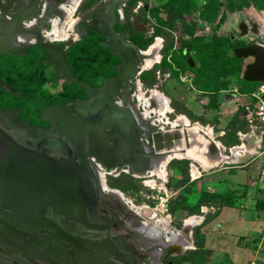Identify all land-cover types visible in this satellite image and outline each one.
<instances>
[{
  "label": "flooded vegetation",
  "instance_id": "1",
  "mask_svg": "<svg viewBox=\"0 0 264 264\" xmlns=\"http://www.w3.org/2000/svg\"><path fill=\"white\" fill-rule=\"evenodd\" d=\"M149 12V0L6 2L0 7V82L4 84L0 86V132L29 150L56 141L77 162L89 150L102 153L105 148L117 152L106 159L109 163L132 161L138 152L145 157L134 165L138 170L146 167L145 171L124 163L115 167L116 176H108L140 178L156 169L167 146L158 152L151 139L169 132L172 124L167 120H172L168 115L154 120H164L170 128L146 121L153 113L146 110L157 106L149 100L156 89L146 96L140 86L139 97H135L139 68L147 69L145 60L158 55L161 45L157 37L145 46L151 30ZM234 12L237 24L232 39L241 42L237 47L264 42V31L247 9ZM155 42L158 45L153 47ZM46 43H51L52 56L41 48ZM181 55L188 65L187 58L193 60L186 48ZM248 58L246 65L253 61ZM158 76L161 83L168 74ZM140 97L147 100L149 108H144ZM47 106L57 108L45 116L48 120L42 118ZM20 123L29 127L30 136L17 126ZM95 129L102 130L99 138L92 137ZM46 150L54 159L66 157L58 149ZM92 157L106 168L100 159L87 156L95 173ZM98 184L100 193L77 217L47 207L42 221L25 222L9 209L0 208V264H181L182 253L195 248L192 239L193 248H185L190 243L185 223L181 231L171 222L180 230L179 240L186 238L181 244L151 237L119 192H104L99 179Z\"/></svg>",
  "mask_w": 264,
  "mask_h": 264
},
{
  "label": "rangeland",
  "instance_id": "2",
  "mask_svg": "<svg viewBox=\"0 0 264 264\" xmlns=\"http://www.w3.org/2000/svg\"><path fill=\"white\" fill-rule=\"evenodd\" d=\"M149 1L151 30L150 36L146 38L147 40L144 43L147 46V44L154 42V39L158 37L162 46L159 41L160 48L156 63L147 69L142 68L141 70L139 68L141 73L138 79L142 83V90H146V96H149L150 90L156 89L165 95L168 104L172 99L177 107H186L191 111L192 115L209 122L203 125L199 121H189L188 123L190 124L197 122L196 124L200 127L209 126L212 128L211 124L218 121V123H214L215 128L214 130L212 129L211 134V138L216 140V129L225 127L232 115L237 113L241 101L247 95L260 93L264 87V84L242 82L236 77L237 72L243 71L246 63L250 61V58L241 61L232 57V49L227 47L225 42V36L229 35L232 39V35L236 31L237 14L235 12L231 13L226 9L227 0ZM249 1L251 4L246 8L247 11L251 18L255 19L259 24L260 29L264 31V0ZM192 4L196 6V9L192 8ZM222 13H225V16L221 20ZM163 34L173 39V44L170 48H164V42L159 36ZM174 34H176V38H174ZM184 41L191 44L189 52L190 57L195 62L194 68H190L181 55ZM240 44V41H236L234 47ZM158 73L160 77L167 74L168 76H165L164 81L160 83ZM150 83L153 84L150 85ZM210 93H222L219 96L221 106L217 110L209 109L206 106L208 101L204 99ZM224 97L230 99L225 100ZM150 101L152 102L153 100ZM134 102L136 103V100ZM138 107L139 111H143L141 104H138ZM147 108L149 107L147 106ZM170 108L171 111L167 115L173 121L178 113L171 106ZM205 109H208L207 112H205ZM184 116L188 119L186 115ZM218 117L221 118L220 121L217 119ZM146 119V121H154L158 119V113L153 112ZM163 121L154 122L160 126L164 125L165 128L171 127ZM217 125L220 126L217 128ZM248 129L251 133L252 129L249 126ZM253 132L254 134L249 138L247 145L249 154L243 156V159L237 164L239 166L230 168L218 166V168L203 174L199 179L192 180L190 174L192 161L189 160L188 176L186 183L182 186L178 185V183L184 177L174 168V161L184 158L181 156L171 157L168 160L169 162H166L167 165L165 164L164 171L156 170L150 175L147 172L148 174L145 173V176L140 178H134L132 175L126 174L132 177L130 182L136 189L120 191L135 204H149L153 207L156 201L159 202L160 197H162L164 204L166 203L164 209L171 214L170 209L177 206V202H174V200L176 199L175 201H177L179 197H185V194L189 192V196L186 197L190 204H193L198 199L200 193L206 195L205 198L209 200V205H204L200 208L203 217L215 211L220 214L223 207L225 208L219 219L216 220L214 218L202 227L205 235L204 253L194 254L189 252L186 257V263L182 264H190V262L194 261H196V264L198 262L201 264H264V241L260 247H254L252 246L253 237L239 235L242 233L250 235L258 231L262 222L235 218L234 214L236 212H233V209L223 205L224 203L215 198V196L209 197L212 194L221 195L229 190H234L237 199H234L233 202L236 203L238 209L243 207L252 209L256 190H260L258 193L259 197L264 195V136L261 141L256 142L255 140L260 137L261 132L259 129H254ZM214 148L210 149L212 156L219 154L215 152ZM175 150L178 151V147L167 150V152L165 150V153L161 154V157L165 155L160 159L161 163L163 164ZM219 151L222 154H230L228 149L224 150L221 148ZM192 163L198 166L195 162ZM198 170L200 171L201 169L199 168ZM158 174L164 177L156 178L155 175ZM113 178L115 177L107 176L109 182L113 181ZM152 179L156 182L154 188L144 184V181ZM148 183L153 182L149 181ZM244 191L245 193L243 194ZM180 202L178 201V204L181 205L182 203ZM202 209L203 212L201 211ZM185 211V209L181 210V208L177 210L175 215L172 216L173 221L183 220L182 218L186 214ZM150 212V209L145 208L142 209L141 214L147 217ZM203 217L199 220L201 221ZM258 235L259 239L263 236L262 234ZM188 239L190 245H193L191 241L192 234L188 235Z\"/></svg>",
  "mask_w": 264,
  "mask_h": 264
},
{
  "label": "water",
  "instance_id": "3",
  "mask_svg": "<svg viewBox=\"0 0 264 264\" xmlns=\"http://www.w3.org/2000/svg\"><path fill=\"white\" fill-rule=\"evenodd\" d=\"M6 2L12 4L13 0H0V7H3ZM240 29L244 34L245 26L241 25ZM50 47L51 43L41 46L47 54L52 56ZM234 54L238 58H253L242 72L243 80L264 83V42H253L243 47H236ZM187 62L190 67H194V61L191 58H187ZM0 86L4 84L0 82ZM56 110L55 106L45 107L42 110V118L48 120L45 116L55 113ZM17 126L26 130L30 136V130L26 124L20 123ZM101 131V129L100 131L95 129L92 137L99 138ZM153 137L151 141L154 143ZM48 147L58 149L66 157L60 159L50 157L46 150ZM116 154L114 150L106 148L102 153L89 150L81 157V161L77 162L75 158L70 157L66 147L56 141L45 143L41 149L29 150L9 135L0 132V208L9 209L17 219L25 222L42 221L47 207L68 217L83 215L88 203L95 200L100 193L97 174L87 161V156L100 159L107 169H113L124 163L130 164L139 172L147 169L144 167L138 170L134 167L136 162L145 158L140 156L141 152L132 158L134 161L109 163L106 160Z\"/></svg>",
  "mask_w": 264,
  "mask_h": 264
},
{
  "label": "trees",
  "instance_id": "4",
  "mask_svg": "<svg viewBox=\"0 0 264 264\" xmlns=\"http://www.w3.org/2000/svg\"><path fill=\"white\" fill-rule=\"evenodd\" d=\"M136 1V0H135ZM250 1L249 0H227L226 3V9L229 12H234L243 8H247L250 6ZM192 8L196 9V6L194 4H192ZM225 16V13H222L220 19L222 20ZM159 36H163L164 37V48H170L173 44V39L171 37H167L166 35H159ZM225 42L227 43V47H230V49H232V57H234L235 59L238 60H243L242 58H238L236 57V55L234 54V49L236 47H234V43H236L235 40H232L230 38L229 35L225 36ZM183 48L187 49V52L189 53L190 48H191V44L187 41L183 42ZM242 72H237V76L242 82H247L245 80L242 79ZM236 75V74H235ZM253 83V82H251ZM256 84H264L261 82H255ZM153 83H150V85ZM209 100L207 103V108L212 109V110H217L220 106V102H219V93L213 94V95H209ZM247 100H250V97L247 96ZM170 106L175 110V112H177L178 114H184L188 117V119L191 122H195V121H199L201 124H207L209 123L208 121H206L205 119L196 117L195 115H192L191 111L189 109H187L186 107H177V105L174 103V101L171 99L170 100ZM243 103H240V107L238 108L237 113H235L231 119L227 122V124L225 125V127H223L224 130V134L222 136L219 137V141L225 146V147H230L233 145H238L239 144V138L237 133L238 132H242V133H246L249 131L248 129V123L245 120V118L241 115L242 114V106ZM217 121H215L214 123H216ZM214 123H212L211 125L214 127ZM215 128V127H214ZM263 142H264V138H263ZM175 165L174 168L179 172V174H181L184 179L182 178L181 182L178 183V185L182 186L186 183V178L188 176V164H189V160L186 158L183 159H176L174 161ZM171 163V162H170ZM169 163V164H170ZM132 179V177L128 176V175H121L120 177H115L113 178V181L109 182L107 180L108 185H110L113 188H117L121 191H126V190H135L136 187L130 182ZM260 190H256L255 193V203H254V210L257 212V215H264V195L260 196L258 195ZM245 193V191L243 192V194ZM189 192L185 194L186 196H189ZM206 195H202L200 193L198 199L193 203L190 204L188 203V199L187 197H179L177 201L174 200V202H177V206L176 208L170 209L171 212V216L175 215V212L177 210H179L181 208V210H186V214L184 217L186 216H190V215H201L200 212V208L204 205H209V200L205 198ZM218 198L220 201H222L224 204L223 205H227V206H233L234 202V198L236 197V193L234 192V190H229L221 195L216 194V195H209V197H214ZM178 201L180 203H182L181 205L178 204ZM219 212L215 211L212 214H206L204 215V219L203 221L199 224L194 226L193 230H192V240H193V244L195 246L194 249H190L187 250L186 253H184L183 255H181V258H179V262L182 263H186L187 260V255L188 253L192 252L194 254L196 253H204V248H205V235L204 232L202 231V227L206 224H208L209 222H211L214 218H216L218 216ZM183 217V218H184ZM182 218V219H183ZM173 224L177 227V228H181L182 227V220H177V221H173ZM259 240L258 237H255L252 240V246L256 247L257 246V241ZM192 250V251H191ZM190 264H196V261L194 262H190ZM198 264H201L200 262H198Z\"/></svg>",
  "mask_w": 264,
  "mask_h": 264
},
{
  "label": "bare ground",
  "instance_id": "5",
  "mask_svg": "<svg viewBox=\"0 0 264 264\" xmlns=\"http://www.w3.org/2000/svg\"><path fill=\"white\" fill-rule=\"evenodd\" d=\"M158 45V42L153 44V47ZM158 61V55H154L150 58L145 60V68L151 67V65ZM142 99V103L145 109H147V100L144 97H140ZM149 100H153L154 103L157 102V106L153 109H147V114L151 112H157L160 117L165 119L167 114L171 111L170 104H168L167 98L165 95L160 93L157 90H152L149 96ZM151 103V102H150ZM168 123L172 124L171 130L159 135L155 136V147L157 151L162 152L164 144L167 146V150H172L175 147H178V151L175 150L173 152V157H184L188 158L192 161L199 163L204 169H209L211 167L219 166L222 161L227 159L223 155L212 156L210 153V149L216 146L215 142L211 138V129L210 127H200L198 124L193 123L189 124L188 120L185 118L184 115L178 114L177 117L173 121L167 120ZM181 125V126H176ZM180 127V129H179ZM176 131L174 132V130ZM173 130V131H172ZM170 132L175 133L171 135ZM170 134V135H168ZM215 140V139H214ZM219 146V145H218ZM243 147L235 148L233 151L237 153L241 151ZM238 150V151H237ZM177 151V152H176ZM232 159V158H231ZM230 161V160H229ZM166 166V165H165ZM162 163L154 170H149V174H152L156 170H163L164 167ZM191 173L193 177H196L197 169L194 165H191ZM158 178H163L164 176L158 174L156 175ZM103 180V189L106 191H117L121 196V192L115 188H111L107 184L104 183ZM149 182V181H148ZM148 185H153L152 183H148ZM124 198V197H123ZM125 199V198H124ZM130 204V202L127 201ZM131 205V204H130ZM132 206V205H131ZM143 215V214H142ZM198 219V218H197ZM185 229L187 230L188 227L191 225V219L184 222ZM179 237L181 234L179 232ZM186 239V238H185Z\"/></svg>",
  "mask_w": 264,
  "mask_h": 264
},
{
  "label": "built area",
  "instance_id": "6",
  "mask_svg": "<svg viewBox=\"0 0 264 264\" xmlns=\"http://www.w3.org/2000/svg\"><path fill=\"white\" fill-rule=\"evenodd\" d=\"M175 36L176 34H174V37ZM141 70H142V67H141ZM141 70H139V72H141ZM135 84L138 90L136 92L135 97L138 99L139 93H140L139 92L140 86H141V82L138 78L135 80ZM142 96H144L143 93H142ZM247 96L250 97V100L243 103V105L241 106L242 107L241 115L247 121L248 126L252 129L251 131H254V129L260 130L261 132L260 141H261L264 136V87L260 93L259 92L252 93ZM91 159L95 163V169H96L99 182L101 184V188L104 192H107L106 190L103 189L102 177L104 179V183L107 184V176L108 175L116 176V174H118V173H115L117 168H113V169L104 168L101 166L100 163L95 161L93 157ZM149 181L153 182L152 183L153 185H147L148 181H144V184L150 188H154L156 184L155 180L152 179ZM121 196L125 198V202L131 208V210L134 211L141 218L142 222L145 225L144 230L146 234H148L151 237L161 236L167 241L178 242L181 244V241L179 240L180 230H178L177 228L171 225L170 215H169V212H167L166 209H164V205L166 203L164 204L163 202L164 199L162 197H160L159 202L156 201L155 205L151 207L149 204H143V205L135 204L131 199L126 198L123 193H121ZM127 201L130 202L132 206L129 203H127ZM145 208L151 210L150 214L147 217H144L141 214L142 209H145ZM185 248H193V245H190L189 243L187 247L185 246Z\"/></svg>",
  "mask_w": 264,
  "mask_h": 264
},
{
  "label": "crops",
  "instance_id": "7",
  "mask_svg": "<svg viewBox=\"0 0 264 264\" xmlns=\"http://www.w3.org/2000/svg\"><path fill=\"white\" fill-rule=\"evenodd\" d=\"M222 93H219V96L221 95ZM219 98V102H220V97H218ZM225 98V100L227 99H230V98H227V97H224ZM245 98H247V96L245 97ZM243 99V101H241V103H245V102H247V101H249V100H247V99ZM220 106H221V104H220ZM220 106H219V108H220ZM239 107H240V104H239ZM233 110V109H232ZM233 116V115H232ZM188 118V117H187ZM219 121L221 120V118L220 117H218L217 118ZM188 121H190L189 119H187ZM217 123H218V121H217ZM190 124V123H189ZM218 126H220V125H217V128H218ZM206 127V126H205ZM209 127V126H208ZM211 129V134H212V129L214 130V127L212 126V128H210ZM216 133H217V136H216V140H214V139H212L214 142H215V144H216V146H215V148H214V150H215V152L216 153H219V154H217V155H223L224 157H226L227 159H225V161H222L221 163H220V167H223V168H226V167H236V166H239V165H237V164H239L238 162H240L242 159H243V156H245V154H249L248 152H249V148H248V143H249V138L254 134V132L253 131H251V133L248 131V132H246V133H242V132H238L237 133V135H238V138H239V144L238 145H233V146H230V147H225L220 141H219V137L220 136H222L223 134H224V130H223V127H219L218 129H216ZM256 137V136H255ZM256 142H259L260 141V137L259 138H257V140H255ZM219 145V146H218ZM240 147H243V149L241 150V151H238L237 153H234V149L235 148H240ZM221 148H223L224 150L225 149H228L229 150V152H230V154L229 155H226V154H222V153H220V151H219V149H221ZM214 150H213V152H214ZM214 152V153H215ZM217 155H214V156H217ZM232 158V159H231ZM188 160H190V159H188ZM230 160V161H229ZM190 161H192V160H190ZM192 162H195V161H192ZM191 162V164H190V168H191V165H194L195 167H196V169H197V173H196V177H193L192 176V173H190L191 174V179L192 180H194V179H199L203 174H205V173H208L209 172V170L211 171L212 169H215V168H218V165L217 166H215V167H211V168H209V169H204L199 163H197V162H195L198 166H196L195 164H193ZM201 169L200 171L198 170V169ZM220 186V185H219ZM234 199H237L236 197L234 198ZM254 203H255V201H254ZM228 208H231V209H233V212H236V214H234L235 215V218H238V219H240V220H242V219H250V220H252V221H258V222H262V224H260V228H259V230L258 231H255V232H253L252 234H250V235H246V234H239V235H245L246 237H253V239L255 238V237H259V235L258 234H262L263 236H261L260 237V239L257 241V246L258 247H260L261 246V244H262V242L264 241V215H257V212L254 210V206L252 207V209L250 208H246V207H243V208H241V209H238V207H237V205H236V203L234 202V204H233V206H229ZM224 207H223V209H222V212L219 214V216H217V218H215L216 220L217 219H219L221 216H222V213H223V211H224ZM202 212H203V209L201 210ZM169 215H170V219H171V222H172V224H173V219H172V216H171V214L169 213ZM201 217H203V214H201V215H190V216H187L186 218L184 217L183 218V222H182V227H181V230H183L184 229V222L185 221H187V220H190L191 219V221H192V225L190 226V228L189 229H187L188 230V232L189 233H187L188 235H190V234H192V230H193V228H194V226H196V225H199L202 221H203V219H204V217L202 218V220L200 221L199 219L201 218ZM198 218V219H197ZM174 225V224H173ZM185 230V229H184ZM250 240V239H249ZM183 241H186V239H183V240H181V242H183ZM257 252V251H256Z\"/></svg>",
  "mask_w": 264,
  "mask_h": 264
}]
</instances>
